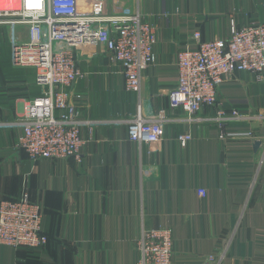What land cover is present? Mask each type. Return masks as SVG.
Wrapping results in <instances>:
<instances>
[{"label":"crops","instance_id":"obj_1","mask_svg":"<svg viewBox=\"0 0 264 264\" xmlns=\"http://www.w3.org/2000/svg\"><path fill=\"white\" fill-rule=\"evenodd\" d=\"M156 28V63L138 92L123 87L111 54L100 48L77 62L84 74L80 160L32 161L13 149L24 108L39 95L35 70L0 63V200L26 191L44 211L42 249L0 245V264H138L141 231L167 227L171 264H264V81L242 72L223 82L218 101L242 119L228 125L252 136L219 138L205 108L187 121L173 108L177 53L199 30L202 40L227 39L237 27L264 22V0H118ZM166 114L155 144L128 139L127 121ZM189 132L185 143L177 135ZM260 141L254 147V141ZM198 188L206 190L200 197ZM213 259L210 260L209 257Z\"/></svg>","mask_w":264,"mask_h":264},{"label":"built area","instance_id":"obj_2","mask_svg":"<svg viewBox=\"0 0 264 264\" xmlns=\"http://www.w3.org/2000/svg\"><path fill=\"white\" fill-rule=\"evenodd\" d=\"M4 25L11 29V64L35 70L39 95L25 106L21 132L13 145L32 161L80 160L81 129L92 121L80 117L82 96L73 92L84 77L78 61L92 57L98 48L110 53L120 68L124 90L136 93L141 73L157 59L155 26L118 0H0V26ZM190 37L176 56L177 82L169 91L172 107L181 108L189 122L203 109L213 108L209 121L222 140L252 136L250 130L228 129L242 114L226 109L218 101L217 90L242 72L264 81V22L237 27L231 20L227 39L202 40L199 30ZM165 121L163 110L150 119L138 112L127 121L128 139L158 143ZM191 139L189 132L176 137L180 143ZM197 193L206 196L203 188ZM43 222V208L26 191L17 200H0V245L42 249L47 243ZM135 250L138 264H171V231L167 227L143 229Z\"/></svg>","mask_w":264,"mask_h":264},{"label":"rangeland","instance_id":"obj_3","mask_svg":"<svg viewBox=\"0 0 264 264\" xmlns=\"http://www.w3.org/2000/svg\"><path fill=\"white\" fill-rule=\"evenodd\" d=\"M10 34L9 26H0V63H10Z\"/></svg>","mask_w":264,"mask_h":264},{"label":"water","instance_id":"obj_4","mask_svg":"<svg viewBox=\"0 0 264 264\" xmlns=\"http://www.w3.org/2000/svg\"><path fill=\"white\" fill-rule=\"evenodd\" d=\"M253 145H254L255 148L258 147L260 145V141L255 140Z\"/></svg>","mask_w":264,"mask_h":264},{"label":"trees","instance_id":"obj_5","mask_svg":"<svg viewBox=\"0 0 264 264\" xmlns=\"http://www.w3.org/2000/svg\"><path fill=\"white\" fill-rule=\"evenodd\" d=\"M17 200V199H16ZM44 234L46 235V233H45V230H44ZM46 237H47V235H46ZM47 241H48V238H47ZM47 244V243H46Z\"/></svg>","mask_w":264,"mask_h":264}]
</instances>
